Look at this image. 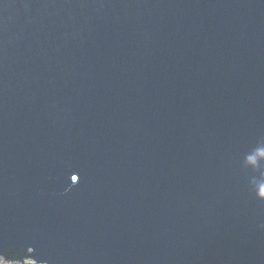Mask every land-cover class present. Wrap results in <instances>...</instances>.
<instances>
[{"label": "water", "instance_id": "95a60500", "mask_svg": "<svg viewBox=\"0 0 264 264\" xmlns=\"http://www.w3.org/2000/svg\"><path fill=\"white\" fill-rule=\"evenodd\" d=\"M0 258L264 264V0H0Z\"/></svg>", "mask_w": 264, "mask_h": 264}, {"label": "trees", "instance_id": "16d2710c", "mask_svg": "<svg viewBox=\"0 0 264 264\" xmlns=\"http://www.w3.org/2000/svg\"><path fill=\"white\" fill-rule=\"evenodd\" d=\"M0 264H35V263L33 261L29 260V259H26V260H24L23 262H20V263H12V262L5 261V260L0 258Z\"/></svg>", "mask_w": 264, "mask_h": 264}, {"label": "snow or ice", "instance_id": "6c2138e0", "mask_svg": "<svg viewBox=\"0 0 264 264\" xmlns=\"http://www.w3.org/2000/svg\"><path fill=\"white\" fill-rule=\"evenodd\" d=\"M80 179H81V177H79V176L76 175V174L71 175V180H72V181H79Z\"/></svg>", "mask_w": 264, "mask_h": 264}]
</instances>
